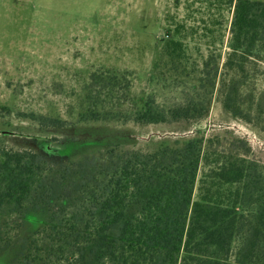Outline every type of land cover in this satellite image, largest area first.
Segmentation results:
<instances>
[{"label": "trees", "instance_id": "trees-1", "mask_svg": "<svg viewBox=\"0 0 264 264\" xmlns=\"http://www.w3.org/2000/svg\"><path fill=\"white\" fill-rule=\"evenodd\" d=\"M230 32L223 105L260 124L264 91L250 84L264 74L255 67L264 62V1L236 0ZM212 77L215 85L217 71ZM126 88L122 76L92 73L78 121L158 123L197 110L166 108L148 94L127 111L120 107L130 101ZM33 119L42 127L65 124L57 116ZM26 223L32 230L18 235ZM2 251L12 252L5 264H264V169L249 140L228 128L153 152L111 147L66 161L2 147Z\"/></svg>", "mask_w": 264, "mask_h": 264}, {"label": "rangeland", "instance_id": "rangeland-1", "mask_svg": "<svg viewBox=\"0 0 264 264\" xmlns=\"http://www.w3.org/2000/svg\"><path fill=\"white\" fill-rule=\"evenodd\" d=\"M235 1L0 0V148L32 149L66 161L111 147L153 152L228 128L249 140L264 169V120L247 122L223 105ZM256 63L264 71V62ZM94 72L124 77L130 97L120 106L124 110L140 107L148 94L166 108L196 104L197 110L158 123L78 121ZM263 78L250 86L264 91ZM116 96L107 97V105ZM35 114L65 124L42 127ZM143 197L130 204L128 214ZM32 228L26 223L18 235ZM11 253L0 252V264Z\"/></svg>", "mask_w": 264, "mask_h": 264}, {"label": "crops", "instance_id": "crops-1", "mask_svg": "<svg viewBox=\"0 0 264 264\" xmlns=\"http://www.w3.org/2000/svg\"><path fill=\"white\" fill-rule=\"evenodd\" d=\"M264 1V0H263Z\"/></svg>", "mask_w": 264, "mask_h": 264}]
</instances>
